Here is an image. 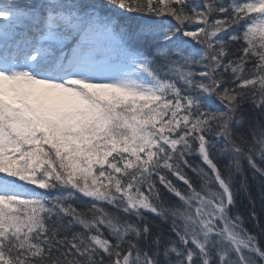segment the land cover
<instances>
[{
	"label": "snow or ice",
	"instance_id": "6c2138e0",
	"mask_svg": "<svg viewBox=\"0 0 264 264\" xmlns=\"http://www.w3.org/2000/svg\"><path fill=\"white\" fill-rule=\"evenodd\" d=\"M0 264H264V0H0Z\"/></svg>",
	"mask_w": 264,
	"mask_h": 264
},
{
	"label": "trees",
	"instance_id": "16d2710c",
	"mask_svg": "<svg viewBox=\"0 0 264 264\" xmlns=\"http://www.w3.org/2000/svg\"><path fill=\"white\" fill-rule=\"evenodd\" d=\"M255 191L258 193V191H259L258 188ZM243 195L246 197L247 194H243Z\"/></svg>",
	"mask_w": 264,
	"mask_h": 264
}]
</instances>
